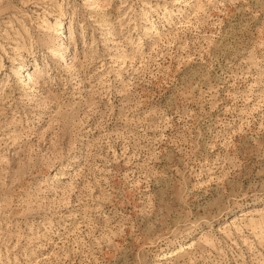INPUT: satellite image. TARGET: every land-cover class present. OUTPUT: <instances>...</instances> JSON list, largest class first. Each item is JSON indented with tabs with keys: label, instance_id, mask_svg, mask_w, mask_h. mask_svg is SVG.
I'll return each mask as SVG.
<instances>
[{
	"label": "rangeland",
	"instance_id": "obj_1",
	"mask_svg": "<svg viewBox=\"0 0 264 264\" xmlns=\"http://www.w3.org/2000/svg\"><path fill=\"white\" fill-rule=\"evenodd\" d=\"M0 264H264V0H0Z\"/></svg>",
	"mask_w": 264,
	"mask_h": 264
}]
</instances>
